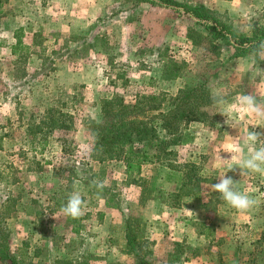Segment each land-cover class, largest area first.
Returning <instances> with one entry per match:
<instances>
[{
  "label": "rangeland",
  "instance_id": "374dc122",
  "mask_svg": "<svg viewBox=\"0 0 264 264\" xmlns=\"http://www.w3.org/2000/svg\"><path fill=\"white\" fill-rule=\"evenodd\" d=\"M176 1L204 6L212 23L228 26L237 38H250L255 27L264 29V0ZM211 22L139 0H0V225L13 257L20 259L19 250L27 244L20 264L56 259L70 264L264 263V241L252 242L237 223L222 227L212 239L198 237L192 246L167 240L163 251L152 253L142 223L167 215L161 203L168 202L175 186L164 179L168 170L156 163L128 169L119 160L92 157L95 140L85 123L101 120L102 98L173 97L199 79L215 101L205 108V123L189 126L192 138L174 148L171 161L198 167L200 192L182 197L186 212L176 216L221 217L227 223L225 216L238 211L213 188L226 174L261 206L264 176L240 169L245 158L239 155L227 161L246 143L230 151L233 144L225 136L234 128L220 113L246 125L243 136L249 129L264 132V119L242 113L236 104L242 93L264 99V54L233 56L234 39L230 34L231 43L211 38L205 26ZM16 34L22 42L12 54ZM166 59L185 63L179 78H161ZM51 109L69 116L62 118L67 129L46 126L55 115L46 114ZM249 145L247 153L259 146ZM102 180L107 185L101 191L93 181ZM74 191L86 207L72 220L61 208ZM150 202L156 203L154 209L148 208ZM253 210L260 215L263 209ZM127 224L138 242L134 254L128 252ZM0 264L11 263L0 259Z\"/></svg>",
  "mask_w": 264,
  "mask_h": 264
},
{
  "label": "trees",
  "instance_id": "16d2710c",
  "mask_svg": "<svg viewBox=\"0 0 264 264\" xmlns=\"http://www.w3.org/2000/svg\"><path fill=\"white\" fill-rule=\"evenodd\" d=\"M143 2H156L162 6L180 8L186 14L198 21L211 22V16L204 6L189 7L176 0H139ZM230 1V0H226ZM212 23L205 25L211 38L220 36L224 41L230 42V37L234 39L236 47L233 56H243L248 54L256 55L261 51L259 45L264 43V29L257 27L252 29V36L239 37L231 33L228 26L220 24L218 28ZM227 34H230L228 37ZM16 43L12 45V54H15L21 44V38L15 35ZM184 62H176L166 59L162 65L161 78L165 81H172L182 74ZM201 80L192 81L186 84L173 97L165 94L141 96L138 99L127 102L118 95L102 98L100 100L101 120L88 119L85 123L90 130V137L94 138L93 154L98 162L105 159L119 160L126 168H140L149 164H160L168 171L164 174V179L175 184L168 202H164L172 207L180 206L182 197H192L198 194L200 178L195 175L198 167L192 163H184L181 166L171 161L175 156L174 148L184 145L190 141L192 135L189 133V126L192 123H205L207 113L205 108L215 101ZM55 114L48 118L46 126L49 129H62L68 127L62 118H69L67 114L49 110L46 114ZM49 124V125H48ZM183 170L181 174L177 173ZM194 174V175H193ZM74 220L73 218H70ZM129 224L126 226V241L129 247L128 252L134 254L138 245L135 235L127 232ZM0 225V259L8 260L11 264L22 262V253L26 251L27 244H23L20 249V259H16L9 252L7 235L2 232ZM22 252V253H21ZM38 253L34 254L37 257ZM53 264H70L65 259H56ZM141 264H149L142 263Z\"/></svg>",
  "mask_w": 264,
  "mask_h": 264
},
{
  "label": "crops",
  "instance_id": "0c3cea01",
  "mask_svg": "<svg viewBox=\"0 0 264 264\" xmlns=\"http://www.w3.org/2000/svg\"><path fill=\"white\" fill-rule=\"evenodd\" d=\"M13 43H15V39H13ZM251 122V121H250ZM245 124V123H244ZM246 125L238 124L236 128L229 129L228 132H226L229 135H226L225 138L227 139L228 143L234 144L233 139L237 138L239 136V143L245 142V136H243V128H245ZM225 125H224V132L226 131ZM260 129V127H259ZM251 144L246 143V147L243 148V150H239L236 154V159H238V155L242 158H247V148L250 147ZM253 145V144H251ZM256 148L253 147V149ZM234 149L233 147H230V151ZM244 152V153H243ZM243 153V154H240ZM232 162L234 160H231ZM232 164V163H230ZM237 167V163H233ZM236 170H239L238 168H235ZM232 174V171H229V175ZM235 174V173H234ZM264 188V186H262ZM263 196H264V190H263ZM156 203H151L148 205V208H155ZM151 205H154L151 207ZM161 206L164 212L167 213V215L163 216L162 219H149L147 226L146 223H142V225L145 226V230L147 231V239H149L152 243V253H160V251H163L164 244L167 240H171L175 243H187L192 245H195V241L198 237L204 239H208L209 236L212 238L221 234L222 227H227L230 224L233 225L234 223H237L238 225H242L246 228V230L251 234L252 242L256 241H264V199L261 202V206L255 205L249 212L247 213H235L233 216H225L227 218V223L224 222V220L220 218H217L216 220L213 219V217H203V218H193L185 220V218H179L177 213L181 214L182 212H186V208L183 204L180 203V206L178 207H172L167 204H162ZM144 208L147 207V205L143 206ZM256 208H262V213L259 215L256 213L253 209ZM194 211V210H193ZM189 224L191 225L189 227ZM198 224L200 229H198ZM208 226L210 231L207 229H204L203 226ZM203 228V229H202ZM194 231H193V230ZM222 236V235H221ZM221 236L218 238L221 240ZM170 237V239H169ZM195 239V240H194ZM223 240H226L225 236L222 237ZM155 241V243H154ZM252 247V254H254L255 248L254 245H251ZM172 256L171 252L166 253V257ZM187 260V259H186ZM251 264H257L254 261L248 262ZM261 264H264L263 262Z\"/></svg>",
  "mask_w": 264,
  "mask_h": 264
},
{
  "label": "clouds",
  "instance_id": "9594fccd",
  "mask_svg": "<svg viewBox=\"0 0 264 264\" xmlns=\"http://www.w3.org/2000/svg\"><path fill=\"white\" fill-rule=\"evenodd\" d=\"M259 48L262 50L261 54H264V43H261ZM216 102L219 104L227 103L223 99L216 100ZM236 104L239 105V109L242 113L254 116L258 119H264V99H261L257 95H254L253 93H242L236 97ZM220 114L228 117L226 123L230 127H237L236 121L232 120L226 112H221ZM239 139V136L233 139L234 151H238L241 147ZM249 142L253 145L259 146L254 149H249V155L243 160L240 169H247L251 172L259 173L264 176V132L249 129L245 134V143ZM234 159H236L235 154L232 155L230 160H225L231 161ZM93 183L97 189L101 191L107 185L106 180L93 181ZM238 184V182H235L232 177L227 176L226 174L219 177L218 182L213 185V188L232 208L236 209L240 213H247L257 204V201L248 194L238 190ZM85 207L86 203L82 199L80 193L74 191L70 194L67 203L61 208V212L73 219H78L84 214Z\"/></svg>",
  "mask_w": 264,
  "mask_h": 264
}]
</instances>
